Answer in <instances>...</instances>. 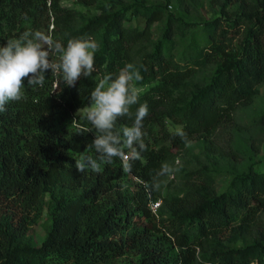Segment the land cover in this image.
<instances>
[{
  "label": "trees",
  "instance_id": "obj_1",
  "mask_svg": "<svg viewBox=\"0 0 264 264\" xmlns=\"http://www.w3.org/2000/svg\"><path fill=\"white\" fill-rule=\"evenodd\" d=\"M62 1L0 0V47L26 31L64 47L69 39L99 44L91 76L69 87L47 70L42 87L25 80L22 99L0 113V264H114L128 254L135 264H264V169L257 166L264 108L248 122L242 116L264 85V0H214L216 16L195 29L180 57L178 39L191 25L185 15L198 0H77L94 7L91 14ZM173 1L183 13L169 9ZM132 16L144 17V26ZM129 63L143 77L141 94L116 127L131 126L146 103V150L130 173L119 158L81 173L76 160L98 156L99 133L77 112L99 79ZM163 164L178 170L158 177L159 191L146 189ZM223 167L232 178L219 191ZM45 212L50 222L38 243L32 230Z\"/></svg>",
  "mask_w": 264,
  "mask_h": 264
},
{
  "label": "clouds",
  "instance_id": "obj_2",
  "mask_svg": "<svg viewBox=\"0 0 264 264\" xmlns=\"http://www.w3.org/2000/svg\"><path fill=\"white\" fill-rule=\"evenodd\" d=\"M98 50L99 44L92 38L69 39L64 47L50 34L41 31H26L18 39L7 41L0 47V113L6 111L5 106L9 102L22 99L25 80L28 86L42 87L47 70L61 76L67 86L74 87L82 76L89 77L95 71L94 58ZM52 54H58V62L50 60ZM142 79L140 71L131 63L121 69L115 78L107 74L99 79L85 109L86 121L99 133L92 141L98 156H82L76 160L79 172L91 168L99 173L102 164H111L114 158H119L123 172L130 173L132 161L142 158L141 153L146 150L142 128L149 111L147 104L138 107L131 126L116 127L119 117L132 116L130 108L139 101L141 88L138 82ZM174 135L179 136L186 146L190 144L182 128H176ZM176 163L179 164V161ZM177 170L163 164L152 184L145 185L146 189L150 187L159 191L164 182L158 177L172 175Z\"/></svg>",
  "mask_w": 264,
  "mask_h": 264
},
{
  "label": "rangeland",
  "instance_id": "obj_3",
  "mask_svg": "<svg viewBox=\"0 0 264 264\" xmlns=\"http://www.w3.org/2000/svg\"><path fill=\"white\" fill-rule=\"evenodd\" d=\"M161 1L162 0H146L147 3H151V4L159 3ZM198 1H199V8L185 15V19L189 21L191 25L186 27L185 34L182 36V38L178 39V43H179L178 52H177L178 57L182 55V51L184 50L185 46L189 43L190 38L192 37V33L195 31V29H199L202 26V23L204 20H211L216 16L214 0H198ZM62 4L66 7L77 8L86 14H91L96 11L94 7H85L82 4H80L77 0H63ZM169 9L177 15L184 12L183 7L180 6L176 1H173L172 4L169 5ZM132 20H133L132 21L133 25H137L140 28H142L145 24V18L142 16H132ZM162 27H163L162 21L156 22L153 25L154 38H159ZM204 71H207V69ZM202 73H205V72H202ZM88 106L80 109L77 113L80 115H85V109ZM263 108H264V85L261 86L260 94L254 106L246 109L243 112L242 114L243 119L248 122L249 117L254 111L263 109ZM169 126L171 129H176L179 127L172 123H170ZM177 161H179V165H185L182 159H178ZM257 162H258V165H257L258 168L264 169V145L262 147L261 152L259 153L257 157ZM221 171H222V175L217 180V188L219 191H223L228 186V183L232 178V175L229 174L230 170H228V168L223 167ZM49 222H50V218L47 212H45L42 218L39 220V222L33 226L32 235H34L38 243H40L44 239ZM136 261H137V256L135 254H128L126 256L117 258L116 260H114L113 263L114 264H135Z\"/></svg>",
  "mask_w": 264,
  "mask_h": 264
},
{
  "label": "built area",
  "instance_id": "obj_4",
  "mask_svg": "<svg viewBox=\"0 0 264 264\" xmlns=\"http://www.w3.org/2000/svg\"><path fill=\"white\" fill-rule=\"evenodd\" d=\"M158 204L159 203H153L152 207H153L154 210L158 207Z\"/></svg>",
  "mask_w": 264,
  "mask_h": 264
}]
</instances>
